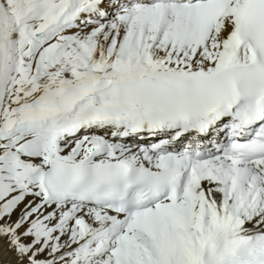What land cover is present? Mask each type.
Segmentation results:
<instances>
[{
  "label": "snow or ice",
  "instance_id": "obj_1",
  "mask_svg": "<svg viewBox=\"0 0 264 264\" xmlns=\"http://www.w3.org/2000/svg\"><path fill=\"white\" fill-rule=\"evenodd\" d=\"M0 264H264V0H0Z\"/></svg>",
  "mask_w": 264,
  "mask_h": 264
}]
</instances>
